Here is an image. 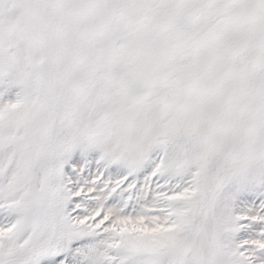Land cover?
I'll return each mask as SVG.
<instances>
[{
  "label": "snow or ice",
  "instance_id": "1",
  "mask_svg": "<svg viewBox=\"0 0 264 264\" xmlns=\"http://www.w3.org/2000/svg\"><path fill=\"white\" fill-rule=\"evenodd\" d=\"M0 264H264V0H0Z\"/></svg>",
  "mask_w": 264,
  "mask_h": 264
}]
</instances>
